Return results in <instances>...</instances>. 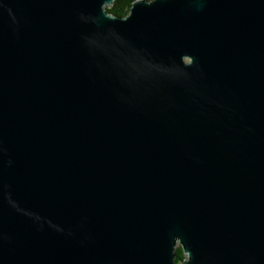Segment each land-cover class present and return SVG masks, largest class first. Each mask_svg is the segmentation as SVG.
<instances>
[{
  "label": "water",
  "instance_id": "water-1",
  "mask_svg": "<svg viewBox=\"0 0 264 264\" xmlns=\"http://www.w3.org/2000/svg\"><path fill=\"white\" fill-rule=\"evenodd\" d=\"M114 1L0 0V264H264V0Z\"/></svg>",
  "mask_w": 264,
  "mask_h": 264
},
{
  "label": "trees",
  "instance_id": "trees-1",
  "mask_svg": "<svg viewBox=\"0 0 264 264\" xmlns=\"http://www.w3.org/2000/svg\"><path fill=\"white\" fill-rule=\"evenodd\" d=\"M132 2L133 0H115L114 4L111 7L107 8V11L114 15L123 17L128 14ZM177 254V257L179 259L184 258V254L181 247L177 248Z\"/></svg>",
  "mask_w": 264,
  "mask_h": 264
},
{
  "label": "flooded vegetation",
  "instance_id": "flooded-vegetation-1",
  "mask_svg": "<svg viewBox=\"0 0 264 264\" xmlns=\"http://www.w3.org/2000/svg\"><path fill=\"white\" fill-rule=\"evenodd\" d=\"M178 247H181V246H178ZM177 247V248H178ZM177 248H176V252H177ZM177 256H178V254H177ZM181 259V258H180ZM178 260H179V258L177 257V259H176V262H178Z\"/></svg>",
  "mask_w": 264,
  "mask_h": 264
}]
</instances>
